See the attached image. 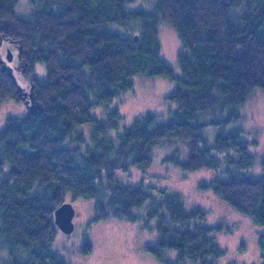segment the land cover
I'll return each mask as SVG.
<instances>
[{"label":"trees","instance_id":"16d2710c","mask_svg":"<svg viewBox=\"0 0 264 264\" xmlns=\"http://www.w3.org/2000/svg\"><path fill=\"white\" fill-rule=\"evenodd\" d=\"M30 1L34 11L19 14L20 0H0V48H22L21 71L40 104L30 114L8 117L0 130V243L10 264H68L50 248L58 231L54 211L67 192L94 200L96 220L119 215L137 221L142 215L134 210L143 209L160 232L151 251L162 260L163 249L179 253L165 264H217L226 251L213 234L222 225H207L205 209L187 208L179 193L153 194L118 176L134 165L145 171L159 146L176 142L188 146L187 158L176 146L165 161L184 170L223 168L201 187H213L264 225V176L242 171L254 154L241 129L230 128L240 116L238 105L252 89H264V0H157L154 11L128 9L134 0ZM160 20L172 24L181 40L180 78L161 56ZM2 61L0 56V103L21 101ZM38 63L47 68L45 78L36 72ZM141 74L177 80L170 95L178 104L175 116L160 123L148 112L119 133L118 107L106 120L93 110L130 91ZM210 125L217 127L212 142L203 133ZM259 238L264 260V233Z\"/></svg>","mask_w":264,"mask_h":264},{"label":"rangeland","instance_id":"374dc122","mask_svg":"<svg viewBox=\"0 0 264 264\" xmlns=\"http://www.w3.org/2000/svg\"><path fill=\"white\" fill-rule=\"evenodd\" d=\"M157 0H134L128 3V9L143 7L154 11ZM153 2V5L149 7ZM16 10L19 14H31L36 4L30 0H20ZM118 29V25H111ZM159 40L161 41V56L172 67L176 78L182 77L178 54L182 43L173 25L165 20L158 24ZM122 32V30H121ZM138 30L131 34L138 33ZM125 33V32H124ZM6 44L0 48V56L11 67L7 60ZM17 53V52H16ZM18 64V53L14 55ZM14 64L12 63V66ZM16 65V64H15ZM41 78L47 75V68L42 63L35 66ZM13 75L24 91L31 92L28 79L22 72L13 69ZM177 80L167 76L137 75L133 79V88L122 93L108 107L100 105L93 110V114L103 120L111 109L119 108L123 117L119 133L133 124L136 118L143 117L148 112L159 115L160 123L168 122L175 116L178 104L170 98L177 85ZM247 101L238 105L240 116L233 121L230 128L241 129L244 139L250 143L248 152L254 154L252 166L242 169L248 177L264 176V89L254 88ZM19 91V90H18ZM29 96H27V99ZM0 103V130L5 120L10 116H22L27 113V106L23 100L8 99ZM233 105L229 106L222 115L226 117ZM83 129L87 126H82ZM217 127L207 126L203 133L212 142L216 137ZM117 135L113 130L111 136ZM256 143H253V141ZM176 146L180 147V157L187 158L188 146L184 142H176L174 146H159L153 156V164L145 169H138L135 165L128 170H118L122 181L135 185L143 183L145 190L159 194V189L179 193L187 208L201 207L207 211L206 224L222 225L221 232H214V238L220 247L226 251L224 256L216 259L217 264H263V252L260 247L259 235L264 233V225L258 224L252 218L242 214L230 206L222 197L216 194L213 187L203 188L202 183H210L221 174L218 170L199 169L184 170L164 157L171 153ZM65 202L73 204L75 208L74 226L72 233L62 232L59 227L50 248L66 259L68 264H165L166 261H176L178 251L170 248L163 249L164 260L151 251L150 247H158L160 232L156 229L157 222L149 220L143 209L136 208L134 212L142 215L139 220L131 221L119 215H110L105 219L96 220L98 209L94 200L74 198L69 192L65 195ZM55 222V221H54ZM90 241V244L88 242ZM7 247L0 243V263L10 264Z\"/></svg>","mask_w":264,"mask_h":264},{"label":"water","instance_id":"95a60500","mask_svg":"<svg viewBox=\"0 0 264 264\" xmlns=\"http://www.w3.org/2000/svg\"><path fill=\"white\" fill-rule=\"evenodd\" d=\"M136 40H138V36H136ZM22 51V48L19 50L18 57H20V53ZM13 51L9 48L7 53H6V58H8L9 61H12L13 59ZM3 62V61H2ZM1 69L3 71L7 70L8 74L14 79L15 82L18 83L17 79H15L13 75V69H11L6 63H2ZM31 92L29 93L28 91H24L21 86L18 83L17 90H19V97L21 100H23L27 106V111L28 114L32 112L31 107H39L40 104L37 103V100H35V94H34V89L33 85L31 86ZM27 96L29 98L27 99ZM42 109V107L40 108ZM54 216H55V224L56 226L59 227V229L62 232H65L67 234H70L73 232L75 229L74 226V216H75V208L73 204L69 202H64L59 206L55 211H54Z\"/></svg>","mask_w":264,"mask_h":264},{"label":"flooded vegetation","instance_id":"af4514ba","mask_svg":"<svg viewBox=\"0 0 264 264\" xmlns=\"http://www.w3.org/2000/svg\"><path fill=\"white\" fill-rule=\"evenodd\" d=\"M5 48H11V50H13V52H14V55H16V53H15V49H13V47H11V46H9V45H7ZM3 61H4V58H3ZM17 61H16V58H14V56H13V59H12V61H10V63H11V69H14V71H16V70H18V71H20V72H22L21 70L23 69V68H21V64H20V61H18V64L16 63ZM4 63H6L5 61H4ZM12 63L14 64L13 66H12ZM16 64V65H15ZM23 77H25V79H27L26 78V76L25 75H23ZM28 81H29V79H28Z\"/></svg>","mask_w":264,"mask_h":264}]
</instances>
